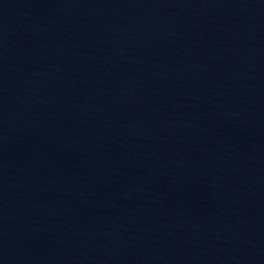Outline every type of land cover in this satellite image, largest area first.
<instances>
[{
  "label": "water",
  "instance_id": "water-1",
  "mask_svg": "<svg viewBox=\"0 0 264 264\" xmlns=\"http://www.w3.org/2000/svg\"><path fill=\"white\" fill-rule=\"evenodd\" d=\"M0 264H264V0H0Z\"/></svg>",
  "mask_w": 264,
  "mask_h": 264
}]
</instances>
